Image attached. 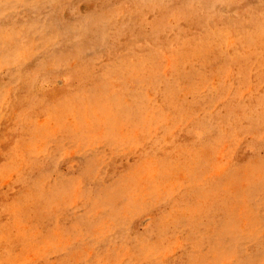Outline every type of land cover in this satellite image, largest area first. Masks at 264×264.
I'll use <instances>...</instances> for the list:
<instances>
[{"label": "rangeland", "instance_id": "1", "mask_svg": "<svg viewBox=\"0 0 264 264\" xmlns=\"http://www.w3.org/2000/svg\"><path fill=\"white\" fill-rule=\"evenodd\" d=\"M0 264H264V0H0Z\"/></svg>", "mask_w": 264, "mask_h": 264}]
</instances>
